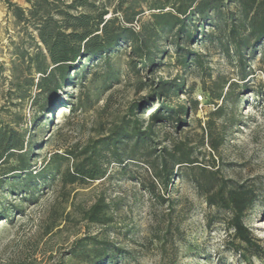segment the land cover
<instances>
[{
    "label": "rangeland",
    "instance_id": "rangeland-1",
    "mask_svg": "<svg viewBox=\"0 0 264 264\" xmlns=\"http://www.w3.org/2000/svg\"><path fill=\"white\" fill-rule=\"evenodd\" d=\"M11 1L24 9L29 7L26 0ZM89 1L107 9L106 18L116 16L138 30L150 19L151 13L157 11L158 5L165 11L171 10L173 0H121V6L118 0ZM36 41L31 24L17 21L5 0H0V118L10 126L19 130L27 128L33 133L32 168L44 164L53 152L64 154L65 149L83 144L89 136L99 132V123L125 113L131 100L140 99L149 90L145 85L138 89L139 80L147 76L167 82L177 79L180 88L176 91L164 88L163 98L171 105L196 100V109L188 111L186 125L175 131L168 122L156 124L155 149L169 146L173 135L182 138L180 129L189 131L195 141L200 133L199 125L204 124L207 114L222 105L223 112L217 123L224 125L225 137L219 154L211 162L209 149L206 146L199 149L204 152L201 156L208 166L218 169L225 177L255 185L258 196L246 212L244 222L260 248L234 251L231 243L237 242L231 239V232L224 225L230 213L209 206L190 181L175 176L168 195L177 201L174 203L177 210L185 200L190 210L183 213L179 222L180 235L174 238L173 245L167 243L162 252L159 242L149 238L152 227L162 219L167 202L160 205L142 186L146 172L150 173L147 164L132 161L121 169V165L112 162L105 177L68 186L70 194L62 202L58 179L51 180L47 176L45 181L35 183L29 178L15 177L3 181L0 185V264H83L75 257L69 259L66 254L73 239L83 235L95 236L119 247L117 264H264V44L248 54L243 70L247 74L245 80L239 77L233 60L222 53L217 43L208 40L199 39L191 47L200 53L210 79L194 62L182 67L169 40L160 41L162 52L156 63L140 74H135L128 66V47L120 46L111 53L107 64H103V59L90 60L78 72L71 73L68 83L58 91L59 97L49 103L45 93L40 94L35 86L40 73L29 60V56L38 51L44 53ZM108 68L116 75L110 88L101 92L92 106L77 109L67 116V105L75 100L81 83L89 80L94 71L104 73ZM202 77L209 87L211 81L218 78L234 85L224 99L214 100L203 90ZM107 98L109 105L105 108ZM155 106V102H148L143 110H138V117L146 119ZM9 163H14V159ZM99 195H103L111 207L110 223L89 224L78 220L74 212L70 216H75L74 220L61 221L51 232L45 233L44 225L52 219L53 207L59 208L58 214L61 206H65V212H71L78 205L89 206Z\"/></svg>",
    "mask_w": 264,
    "mask_h": 264
},
{
    "label": "trees",
    "instance_id": "trees-1",
    "mask_svg": "<svg viewBox=\"0 0 264 264\" xmlns=\"http://www.w3.org/2000/svg\"><path fill=\"white\" fill-rule=\"evenodd\" d=\"M5 2L17 21L31 24L37 46L44 51L34 53L29 60L40 73L35 86L40 94L45 93L49 103L59 97L58 91L68 83L71 73L78 72L86 61L103 59V64H107L111 53L120 46L128 47V66L135 74H140L143 70L149 71L156 63L162 52L160 41L169 40L182 67L194 62L210 79L211 74L205 72L207 67H204L200 53L191 47L199 39L201 42L208 40L217 43L222 53L233 60L239 77L245 80L247 74L243 70L248 54L264 44V0H173L171 10L165 11L158 5L157 11L151 13L150 19L138 30L125 25L116 16L106 18L107 9L89 0H26L27 9L11 0ZM118 6H121V0H118ZM114 73L111 68L104 73L96 70L89 80L83 81L75 100L67 105V116L77 109L92 106L101 92L110 88L116 78ZM201 84L214 100L224 99L234 85L218 78L213 79L209 87L204 77ZM144 85L149 88L147 93L140 99L131 100L125 113L99 123L97 134L89 136L81 145L65 149L64 154L53 152L37 168H32L31 160L32 143L35 144L33 133L27 128L19 130L10 126L0 118V185L8 178H29L30 182L36 183L45 181L48 176L51 180H59L58 193L62 202L70 194L68 186L105 177L112 162L125 169L128 162L141 161L150 171L146 172L142 186L160 205L167 202L166 211L152 227L149 238L159 242L162 252H165L167 243L173 245L174 238L180 235L179 222L183 213L190 210L188 200L177 210L174 207L177 201L168 195L175 176L190 181L209 206L230 213L224 219V225L231 232V239L237 242L231 243L234 251L259 249L260 245L244 222L246 212L258 196L255 185L225 177L218 169L208 166L205 157L201 156L204 152L199 149L206 146L208 158L215 161L225 137L224 125L217 123L223 106L219 105L207 114L204 124L199 125L200 133L195 141L189 131L180 129L178 132L183 134L182 138L173 135L169 146L155 149L156 124L168 122L174 131L185 126V115L195 110L197 103L188 100L171 105L163 98L164 88H172V91L180 88L177 79L167 82L147 76L138 81L137 87ZM108 98L105 108L109 105ZM152 101L156 106L147 118L138 117V110H143ZM10 159H14V163H9ZM63 162L66 165L62 166ZM57 202L60 201L57 199ZM56 208H52V219L44 225L45 233L51 232L61 221L74 220L75 216L97 225H106L113 218L103 195L97 196L89 206L78 205L71 212H65V206H61L58 214L59 208ZM74 212L75 216L70 217ZM117 253H121L119 247L109 241L83 235L73 239L66 254L69 259L75 257L83 264H117Z\"/></svg>",
    "mask_w": 264,
    "mask_h": 264
}]
</instances>
